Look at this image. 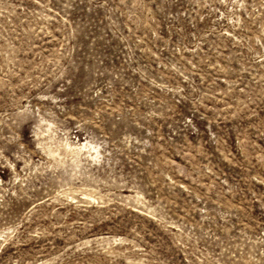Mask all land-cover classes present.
<instances>
[{"label": "rangeland", "instance_id": "1", "mask_svg": "<svg viewBox=\"0 0 264 264\" xmlns=\"http://www.w3.org/2000/svg\"><path fill=\"white\" fill-rule=\"evenodd\" d=\"M0 264H264V0H0Z\"/></svg>", "mask_w": 264, "mask_h": 264}]
</instances>
